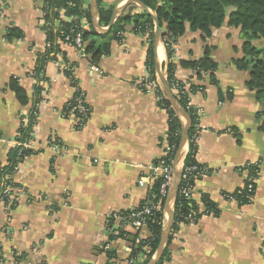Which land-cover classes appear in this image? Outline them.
<instances>
[{"label": "crops", "instance_id": "crops-1", "mask_svg": "<svg viewBox=\"0 0 264 264\" xmlns=\"http://www.w3.org/2000/svg\"><path fill=\"white\" fill-rule=\"evenodd\" d=\"M102 1L114 7L120 0ZM83 3L89 8V0ZM122 25L123 41L112 43L97 65L58 40L60 51L49 54L40 116L29 139L33 153L10 173L19 197L14 208L0 202V264H127L130 244L151 236L146 227L135 232L113 219L148 202L155 179L147 178V167L165 157L168 137L166 111L140 86L148 34ZM9 28L22 38H8ZM48 28L41 0H0V166H8L10 143L33 107L34 71L48 49ZM253 43L264 48L262 39ZM242 44L240 31L225 22L210 37L187 29L173 46L175 62L201 59L210 49L217 69L216 85L196 82L191 72L175 73L182 84L202 87L190 94V104L199 113L195 161L204 172L190 193L201 216L177 226L164 264H264V104L248 88L249 74L233 63ZM77 90L90 113L81 129L73 114L63 112ZM248 165L257 166L258 178L249 202L239 204L232 195L245 187ZM202 197L216 214H204ZM109 229L128 236L109 240ZM143 261L137 257L136 264Z\"/></svg>", "mask_w": 264, "mask_h": 264}, {"label": "trees", "instance_id": "trees-1", "mask_svg": "<svg viewBox=\"0 0 264 264\" xmlns=\"http://www.w3.org/2000/svg\"><path fill=\"white\" fill-rule=\"evenodd\" d=\"M148 9L155 12L161 32L162 39L164 41L167 57V80L169 83L170 90L172 87L178 85L182 87V83L177 81L175 73L178 70L191 72L192 77L196 82L204 81L208 79L211 85H216L215 72L217 64L210 57V49H206L204 57L198 60H180L175 62L173 60L174 51L173 46L177 39H179L185 31L188 29L191 32H200L204 37H210L211 32L214 29H219L221 26L226 24L229 27L236 28L240 31L243 36V44L241 46V57L233 61L237 70L247 72L249 74L247 86L251 91H254L258 100H261L264 104V48L256 46L253 42L255 40H264V0H139ZM43 19L46 24L49 25L46 33V42L49 44L48 49L45 53L39 57V64L34 71V77L36 79L44 80V64L50 61V53H57L60 51L56 41L59 39L63 42L66 35H70L72 39L73 34H70L74 27L81 24V19H85L88 30H83L82 39L84 42L83 54L88 57L92 65H97L101 57L108 55L112 43H121L124 35L125 23H132L133 31L139 34H148L149 43L147 47L146 56V68L149 70V75L155 80L154 74V61H153V22L151 18L140 11L139 14H132L133 10H136L135 5H129L126 7L122 15L115 22L113 27L105 34H97L91 25V16L89 8H84L83 0H41ZM98 9L99 25L102 28H106L110 22L113 7H105L102 0H96ZM63 16L66 21L61 18ZM57 23V29L53 31V25ZM8 38L19 40L22 38V33L16 28H9L7 32ZM66 76L70 78L72 84L76 86V82L72 76V73L66 72ZM11 88L22 95L23 92L14 85ZM202 90L200 86L189 85V92L186 94L174 95L176 101L185 110L191 120V127L188 132V151L184 161V168L196 165L199 169L204 172L203 168L200 167L196 161L195 156L197 152V143L192 140V137L196 132H200L199 127V113L188 105V94L194 91ZM34 104L41 101L42 88L35 86L34 89ZM158 96L160 100L157 105L166 111L168 117V137H167V151L164 158L160 161H166L169 163L170 160L174 159L177 152L178 145L180 142L181 128L178 119L171 110L169 104L162 98L161 93L158 89ZM83 97V94L77 90L74 99L69 102L63 112L68 114L70 111L77 117L81 118L80 124L77 126L78 129L84 127L89 119V108L84 115H78L76 110H73L77 106L79 98ZM24 99V96H23ZM190 100V99H189ZM33 113L32 109L27 116V123L24 127H20V134L15 141H28L30 139V133L33 125ZM18 147L10 149L8 152V166L3 168V175H10L14 167L20 163L25 156L33 153L31 149H25L21 151L18 156ZM159 161V160H158ZM157 163V161L155 162ZM249 176L254 179L258 178V168L256 165H248ZM202 174V173H201ZM200 174V175H201ZM184 171L181 172V180L177 191V196L174 204L173 213V224L168 236L167 246L162 254L161 259L157 264H164L168 257V246L174 231L180 224H186L195 222L201 216L196 214L194 202L191 201L190 193L184 192L187 185H194V173L187 176V179H183ZM199 176V175H198ZM248 176V177H249ZM4 185L11 189V192L6 197H0V202L7 207L8 203L11 208H14L16 203L11 200L12 190L16 188L11 178L4 181ZM160 186V180L155 179L151 186V195H157ZM255 186V184H254ZM254 192V191H253ZM252 194V193H251ZM248 190L245 187L243 190L237 191L232 195L234 200H237L239 204H247L249 202ZM201 201L205 206L206 210L204 214H216L218 210L215 208L213 203L208 198L202 197ZM164 207V203H163ZM141 207L137 210H140ZM136 211V210H134ZM132 212V211H131ZM130 212L122 213L121 215H129ZM190 216V219H188ZM163 213L153 212L149 216L146 222V228L151 233V236L145 240L136 239L130 244V255L128 262L136 264L137 257H143L144 261L142 264H147L151 257L154 255L158 248L160 235L162 231ZM112 228V227H110ZM127 233L118 232L116 236H110L109 240L126 238ZM137 238V237H136ZM149 248V251H146ZM105 254L109 261L115 258V255L109 249L105 251Z\"/></svg>", "mask_w": 264, "mask_h": 264}, {"label": "built area", "instance_id": "built-area-1", "mask_svg": "<svg viewBox=\"0 0 264 264\" xmlns=\"http://www.w3.org/2000/svg\"><path fill=\"white\" fill-rule=\"evenodd\" d=\"M62 19H65L63 16H61ZM85 27H87V23L85 21V19H81V24L74 27V29H72L70 34H73L72 39H70V35H66L63 42L61 40L58 39L57 43L58 45H68V46H72L75 49H77L79 52H83L84 49V42L82 39V33L83 30L85 29ZM47 47H49V44H47ZM52 55V54H51ZM35 78V84L34 86H38L41 87L42 89L45 87V83L44 80L41 79H36ZM141 88L143 91L148 92V93H152L155 95L157 103L160 100L159 96H158V86L156 84V81L154 79H152L149 75V70L146 68V76L144 78V80H142L141 82ZM189 92V86H187L186 84H183L182 87L175 85L172 87V93L174 95H179V94H184V93H188ZM43 93H41L42 95ZM190 94H188V105L187 107H190ZM40 108H41V101L33 104L32 107V113H33V125L32 128L36 126L38 120H39V116H40ZM78 112V115H84L87 112V108L85 107V103H84V98L80 97L77 101V106L75 109ZM73 111H70L68 114L72 115ZM28 116V115H27ZM73 116H75L73 114ZM76 117V116H75ZM77 119V124H80L81 118L79 116L76 117ZM27 123V117L24 119V127L26 126ZM22 126V125H21ZM200 132H196L194 134V136L192 137V140L197 142L198 140V136H199ZM15 147H18V156L21 154L22 150L25 149H33V143L32 141L28 140V141H12L10 143V149H13ZM52 150L57 151L58 150V146L57 145H53ZM168 150V149H167ZM3 166H0V197H6L9 195V193L11 192V189L7 186L4 185V181L8 180L9 178H11L10 175H3L2 171H3ZM17 168V166H16ZM184 171V175L182 176L183 179H187V176L190 175L191 173H194V177H197L198 175H200L202 173V170L199 169L196 165L191 166V167H187L184 168V166L182 165L181 167ZM147 170L149 172V177L147 178H153V179H158L160 180V186H159V190L157 195H151L148 202H146L140 210H136V211H132L130 212L129 215H113V219H119L120 221H122L123 224H125L126 226H128L130 229H132L133 231L137 232L139 231L141 228L146 226V222L148 221L149 216L152 215L153 212H162L163 213V203L166 200V197L169 193V190L171 188L172 185V176H173V160H170L169 163H166V161H157V163L151 164L147 167ZM146 183V179L145 178H141L139 180V185L140 186H144ZM256 183V179H254L253 177H248L246 179V188L248 190V193H253L254 191V184ZM192 186L191 185H187L186 189H184V192L186 193H191L192 191ZM12 195H10L11 200L15 201L18 199L19 194L17 193V191L15 189L12 190ZM188 219H190V216H188ZM111 236H116L118 235L117 231H113L112 229H109L107 231ZM138 242V241H137ZM109 249V243H106L103 247L104 251H107ZM146 251H149V248H146ZM127 264H133L132 262H128Z\"/></svg>", "mask_w": 264, "mask_h": 264}, {"label": "water", "instance_id": "water-1", "mask_svg": "<svg viewBox=\"0 0 264 264\" xmlns=\"http://www.w3.org/2000/svg\"><path fill=\"white\" fill-rule=\"evenodd\" d=\"M129 5H135L139 11L149 16L153 22V61H154L155 81L161 93L162 98L169 104L171 110L178 119L181 128L180 142L178 145L177 152L173 159V175H175V183L173 181V176H172V185L164 202L162 231L160 235L159 245L154 255L147 263V264H157V262L161 259L162 254L167 246L168 236L173 224L172 207H174L178 186H179V184L176 182V179L177 180L180 179L182 172L181 167L184 164L187 155L188 132L191 127V120L188 114L185 112V110L176 101L170 90L169 83L167 80V67H168L167 51L164 41L162 39L161 28L154 11L148 9L139 0H120L113 7V11L108 26L106 28H102L99 25L96 0H89L88 6L91 16L92 28L96 31L97 34L101 35L107 33L113 27V25L118 20V18L122 15L126 7ZM160 53L162 54V59L160 58ZM170 204H171V209L168 208Z\"/></svg>", "mask_w": 264, "mask_h": 264}]
</instances>
